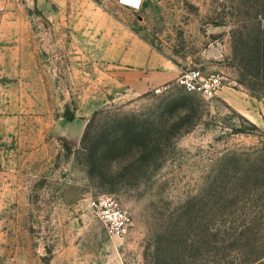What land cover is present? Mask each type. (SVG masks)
<instances>
[{
	"label": "rangeland",
	"instance_id": "374dc122",
	"mask_svg": "<svg viewBox=\"0 0 264 264\" xmlns=\"http://www.w3.org/2000/svg\"><path fill=\"white\" fill-rule=\"evenodd\" d=\"M155 57L264 97V0H0V264H264V129Z\"/></svg>",
	"mask_w": 264,
	"mask_h": 264
},
{
	"label": "built area",
	"instance_id": "2783aa9c",
	"mask_svg": "<svg viewBox=\"0 0 264 264\" xmlns=\"http://www.w3.org/2000/svg\"><path fill=\"white\" fill-rule=\"evenodd\" d=\"M119 0L130 9H143L147 0ZM177 84L190 93H199L206 98H215L225 87L226 79L222 75H205L201 70H191L177 79ZM168 85L154 89L157 94L162 93ZM91 207L105 224L108 233L116 237H125L131 225V216L113 197L103 194L92 200Z\"/></svg>",
	"mask_w": 264,
	"mask_h": 264
},
{
	"label": "crops",
	"instance_id": "0c3cea01",
	"mask_svg": "<svg viewBox=\"0 0 264 264\" xmlns=\"http://www.w3.org/2000/svg\"><path fill=\"white\" fill-rule=\"evenodd\" d=\"M156 58V57H155ZM152 60V59H151ZM150 60L138 71V80L133 83V90L139 93L152 91L155 87L170 83L181 75V72L172 64L165 61L161 63V70L156 60ZM154 61L156 63H154ZM156 69V70H155ZM246 117L253 124L264 129V97L251 96L249 93L229 87H224L217 95Z\"/></svg>",
	"mask_w": 264,
	"mask_h": 264
},
{
	"label": "trees",
	"instance_id": "16d2710c",
	"mask_svg": "<svg viewBox=\"0 0 264 264\" xmlns=\"http://www.w3.org/2000/svg\"><path fill=\"white\" fill-rule=\"evenodd\" d=\"M253 96L260 97L259 95H254V94H253ZM262 96H264V95H262ZM67 118H68L69 120H72V119H73V116H70V115L68 116V115H67ZM87 138H88V136L85 134V136H84V138H83V141H82L84 146H86V144H87ZM158 264H159V263H158Z\"/></svg>",
	"mask_w": 264,
	"mask_h": 264
}]
</instances>
